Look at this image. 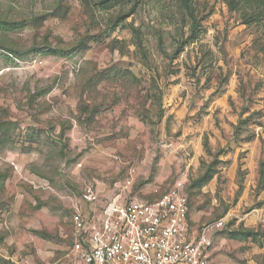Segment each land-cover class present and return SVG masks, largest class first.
<instances>
[{"label": "rangeland", "instance_id": "obj_1", "mask_svg": "<svg viewBox=\"0 0 264 264\" xmlns=\"http://www.w3.org/2000/svg\"><path fill=\"white\" fill-rule=\"evenodd\" d=\"M188 1L0 0V264L63 263L87 186L178 179L211 264H264V0Z\"/></svg>", "mask_w": 264, "mask_h": 264}, {"label": "built area", "instance_id": "obj_2", "mask_svg": "<svg viewBox=\"0 0 264 264\" xmlns=\"http://www.w3.org/2000/svg\"><path fill=\"white\" fill-rule=\"evenodd\" d=\"M130 182L108 192L84 188L81 201L90 209L72 213L71 245L61 264H211L209 234L223 222L191 231L185 181L146 201L131 194Z\"/></svg>", "mask_w": 264, "mask_h": 264}, {"label": "crops", "instance_id": "obj_3", "mask_svg": "<svg viewBox=\"0 0 264 264\" xmlns=\"http://www.w3.org/2000/svg\"><path fill=\"white\" fill-rule=\"evenodd\" d=\"M70 124L72 125L73 122H71ZM84 205H85V204H84ZM42 243H43V242H42V240H41V238H40L39 248H37V251H38V252H41V251H44V252L49 251L48 253L46 252L47 255H45V256L43 257V259H46V260H47L46 257H52L53 254H54V252L58 249V247H57L56 245L51 244V243H49V244L43 246ZM70 245H71V244H70ZM44 252H43L42 254H44ZM68 252H69V250H68ZM68 252H67V253H68ZM67 253H66V255H67ZM66 255H65V259H66Z\"/></svg>", "mask_w": 264, "mask_h": 264}, {"label": "trees", "instance_id": "obj_4", "mask_svg": "<svg viewBox=\"0 0 264 264\" xmlns=\"http://www.w3.org/2000/svg\"><path fill=\"white\" fill-rule=\"evenodd\" d=\"M181 2V4L183 5V7H185L186 9H189V1L188 0H179ZM185 193H186V189H185ZM187 196V195H186ZM2 205H0L1 208Z\"/></svg>", "mask_w": 264, "mask_h": 264}]
</instances>
